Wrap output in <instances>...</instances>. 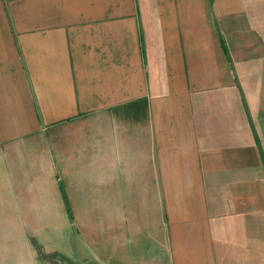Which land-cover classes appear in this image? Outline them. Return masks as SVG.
Returning a JSON list of instances; mask_svg holds the SVG:
<instances>
[{"label": "crops", "instance_id": "crops-1", "mask_svg": "<svg viewBox=\"0 0 264 264\" xmlns=\"http://www.w3.org/2000/svg\"><path fill=\"white\" fill-rule=\"evenodd\" d=\"M0 264H264V0H0Z\"/></svg>", "mask_w": 264, "mask_h": 264}, {"label": "trees", "instance_id": "trees-1", "mask_svg": "<svg viewBox=\"0 0 264 264\" xmlns=\"http://www.w3.org/2000/svg\"><path fill=\"white\" fill-rule=\"evenodd\" d=\"M62 189H63V188H62ZM63 194H64V198H65L66 203H67L68 211L70 212V206H69V202H68L67 196L65 195L64 192H63Z\"/></svg>", "mask_w": 264, "mask_h": 264}]
</instances>
